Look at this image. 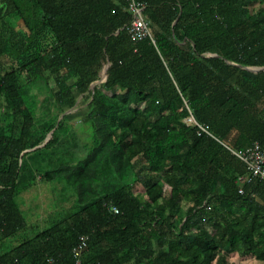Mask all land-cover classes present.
Returning <instances> with one entry per match:
<instances>
[{
  "label": "trees",
  "instance_id": "obj_1",
  "mask_svg": "<svg viewBox=\"0 0 264 264\" xmlns=\"http://www.w3.org/2000/svg\"><path fill=\"white\" fill-rule=\"evenodd\" d=\"M224 60L264 67V0H0V264H74L84 236L81 264L264 263V182L227 149L264 151V71ZM54 181L68 210L35 229L16 199Z\"/></svg>",
  "mask_w": 264,
  "mask_h": 264
},
{
  "label": "rangeland",
  "instance_id": "obj_2",
  "mask_svg": "<svg viewBox=\"0 0 264 264\" xmlns=\"http://www.w3.org/2000/svg\"><path fill=\"white\" fill-rule=\"evenodd\" d=\"M104 66L108 67L109 69L110 64L107 63V61L103 62L99 73H101V70ZM99 73H98V79L94 83H98L99 81H101ZM101 83L103 82H100L97 85H100ZM39 86L42 88L41 94H39L38 96V100L40 102L45 97L48 96V93L45 91L44 85L40 84ZM49 102L51 103V100H49ZM87 105L88 103L86 101H83L82 97L80 96L77 98L76 107L68 111V113L75 114L74 117L70 119L68 123L72 126V131L76 133L77 137L81 141V144L86 142L85 138H87L88 134L85 131H81L80 129L76 128L75 126L80 121L83 114L85 113ZM41 113L42 111L39 110L37 117H39ZM77 156L82 157L83 152L77 153ZM63 184L64 183L59 182V181H54L51 183L44 182L43 184H39L35 188H32L22 193L16 199V202L19 204L24 214L25 215L28 214L30 218V223L34 226L35 229L40 230L45 225L42 224L40 227L39 226L36 227L37 223L33 217L36 218L37 216H39L40 219H42V217L43 218L48 217L45 224H47L46 226H49L48 223L54 220L55 217L60 216L64 214L65 212H67L68 201H67V197H65L64 193L62 192ZM135 192L137 196L144 197V190L140 185L136 187ZM45 202L47 205H44ZM64 202H67V203L65 204ZM38 203L41 204L42 206L39 210H38ZM35 207L37 209V212L34 210ZM45 207L47 208V212L44 209ZM28 209H30L31 211L29 210L28 212L27 211ZM229 263L230 264H264L263 262L258 261L256 258L252 256H247V255L240 256L236 254L230 255Z\"/></svg>",
  "mask_w": 264,
  "mask_h": 264
},
{
  "label": "built area",
  "instance_id": "obj_3",
  "mask_svg": "<svg viewBox=\"0 0 264 264\" xmlns=\"http://www.w3.org/2000/svg\"><path fill=\"white\" fill-rule=\"evenodd\" d=\"M143 9L144 7L142 5L136 4L132 1L131 11L133 19L128 26V34L133 42L141 41L146 37L150 38L149 22L143 16ZM185 123L189 126H197L208 134L207 130L196 123L191 116L185 119ZM227 149L232 155L245 164L247 175L240 179L241 183H250L255 180L264 182V151L260 148L258 143L254 142L243 150H233L228 147ZM239 193L242 194V190H240ZM109 210L113 214H118V209L113 205H110ZM88 239V236L81 237L73 249V256L75 259L74 264H81L82 252L87 246ZM46 264L55 263L52 259H49Z\"/></svg>",
  "mask_w": 264,
  "mask_h": 264
},
{
  "label": "water",
  "instance_id": "obj_4",
  "mask_svg": "<svg viewBox=\"0 0 264 264\" xmlns=\"http://www.w3.org/2000/svg\"><path fill=\"white\" fill-rule=\"evenodd\" d=\"M202 57H203V58H210V57L220 58V56H218V55H216V54L202 55ZM224 61H225L226 64H228V65L235 66V67H237V68H239V69H241V70H244V71H247V72H250V73H253V74H257L258 72L264 71V67H244V66H240V65L234 64V63H232V62H230V61H228V60H224ZM107 63H109V62L107 61ZM107 72H108V69H107ZM106 78H107V73H106L105 79H104L103 81H99L98 83H100V82H105V81H106ZM98 83H92V84L90 85V88H89V89L92 91V90L95 88V86H97ZM66 114H68V112H66V113H64L63 115H61L60 118H59V120H60L64 115H66ZM55 128H56V125L52 127L51 132H50L48 138L46 139V141H45V143H44L43 145H41V146H39V147H36V148H33V149H30V150H26V151H24V152L33 151V150H35V149H37V148H42V147H44V146L49 142V140H50V138H51V136H52V133H53V131H54ZM24 152H23V153H24Z\"/></svg>",
  "mask_w": 264,
  "mask_h": 264
},
{
  "label": "bare ground",
  "instance_id": "obj_5",
  "mask_svg": "<svg viewBox=\"0 0 264 264\" xmlns=\"http://www.w3.org/2000/svg\"><path fill=\"white\" fill-rule=\"evenodd\" d=\"M107 68L108 67H105L104 70H103V72H102V74H101V78H100L101 81L105 79Z\"/></svg>",
  "mask_w": 264,
  "mask_h": 264
}]
</instances>
